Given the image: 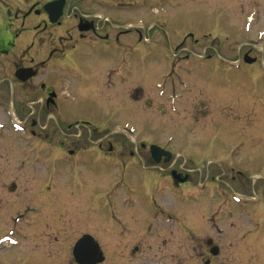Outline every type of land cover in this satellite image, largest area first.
I'll list each match as a JSON object with an SVG mask.
<instances>
[{"label":"rangeland","instance_id":"1","mask_svg":"<svg viewBox=\"0 0 264 264\" xmlns=\"http://www.w3.org/2000/svg\"><path fill=\"white\" fill-rule=\"evenodd\" d=\"M122 8L118 34L123 57L140 83L130 95L124 93L120 103H111L102 100L106 94L76 87L69 75L63 76L61 97L74 108L68 110V120L88 123L86 127L74 125L71 130H117L109 140L123 142L128 147L138 146L142 141L145 145L175 148L183 157L175 154L170 163H181L186 156L195 170L193 182L187 186L188 201L201 197L202 201L211 200L212 196L220 202L231 200L240 190L236 187L238 178L246 179L249 193L257 191L260 179L254 174L264 177V0H124ZM247 51L256 57L254 63H245L239 56ZM184 52L211 53L212 57L184 58ZM181 82L200 92L196 97V92L188 94L186 115L173 103L175 100L166 102L165 96H158L159 90ZM196 101L224 103L225 116H218L217 110L204 111L208 114L205 117L197 116L200 113L189 115L197 109L193 108ZM124 132L134 137L129 138ZM60 140L64 143L63 138ZM96 141L99 140L85 136L80 143L82 147L97 148ZM182 141L199 149L195 154L183 150ZM21 157L29 159L28 155H19L18 160L16 156L7 158L12 166L5 177L0 176V264H71L69 243L85 232L105 252L108 261L102 264H162L166 248L172 246L176 251L178 242L174 240V246V234L167 232L171 224L165 220L167 212L162 205L176 204L178 192L160 193L157 200L162 211L151 207L148 217L152 231L148 232L145 229L148 224L135 207L136 197L130 200L131 208L125 204L122 208L119 195L110 191L114 179L121 177L119 171L110 170L114 167L110 164L140 168L137 172H121L135 186L143 162L154 163L151 157H145V152L138 150L134 157L126 154L107 158L105 181L102 169L76 166L73 164L76 158L64 153L56 164L62 175L56 183L49 176L50 170H46L49 166L45 163L40 166L42 176L48 175L44 180L47 196L24 198V201L33 198L24 209H20V199L32 184L29 180L22 181L23 170L13 165ZM44 157L42 162H46ZM154 172V177L163 174L157 168ZM11 182L16 183L15 189ZM56 184L57 196L62 197L53 199L56 192L50 187ZM37 212L41 213L40 218L29 228L27 220ZM18 215L24 216L16 223ZM207 215L211 216L212 212ZM132 229H135L133 236L127 241L126 234ZM14 231L19 234L16 236ZM135 244L140 250L131 253L130 248ZM259 252L253 258H261L264 264V248Z\"/></svg>","mask_w":264,"mask_h":264},{"label":"flooded vegetation","instance_id":"2","mask_svg":"<svg viewBox=\"0 0 264 264\" xmlns=\"http://www.w3.org/2000/svg\"><path fill=\"white\" fill-rule=\"evenodd\" d=\"M123 1L0 0V155H8L7 158L16 156V159L19 155L29 156L28 160L21 157L20 162L13 163L23 170L22 181L29 180L32 184L31 189L25 190L26 194L20 199V209H24L33 199L24 201V198L47 196L44 180L48 175L42 176L40 166L43 163L49 166L46 170H50L49 176L56 183L61 175L56 164L64 153L76 158L73 163L76 166L102 169L104 181L107 158H119L126 154L134 157L138 155V150L145 152V157H151V144L145 145L140 141L138 146L128 147L123 142L109 140L117 130H71L74 125L86 127L88 123L79 124L68 120V110L74 108L61 97L60 89L65 75L70 76L76 87L82 86V89L106 94L107 97L102 100L111 103H120L124 93L130 95L139 85L136 72L125 62L122 39L118 34ZM100 48L102 50H98ZM183 54L184 58L191 55L201 59L212 57L211 53ZM246 54L250 56L249 51L239 56L244 58ZM252 58L256 61L255 56ZM182 78L179 76L180 81ZM181 85L159 90L158 96H165L168 99L166 102L171 98L175 100L173 103L177 104L178 109H183L186 115L188 94L196 92V97L200 92L196 87L185 86L183 82ZM225 107L224 103L202 104L196 101L189 115L200 113L197 116L205 117L208 114L204 111L217 110L218 116H225ZM124 133L129 138L133 136ZM85 136L97 138V148L82 147L80 140ZM60 138H63L64 143ZM181 147L192 154L199 149L183 141ZM162 148L169 152L168 160L165 161L167 157L162 156L159 162L151 165L143 162L135 186L124 179L121 172H137L140 168L131 169V164H110L114 166L110 170L119 171L118 177L121 176L114 179L110 191L119 195L122 208L124 204L131 208L130 200L132 196L136 197L135 207L141 211L144 222L148 224L145 225L148 232L152 231L149 226L151 217L148 215L154 206L158 211H162V206L165 208V220L171 224L167 232L174 234L173 241L178 242V245L176 251L172 246L166 248L162 264H261V258L253 257L256 253L260 255L259 251L264 248V177L254 174L260 179L256 193H249L246 179L238 178L236 187L240 190L231 196V200L220 202L212 196L211 200L202 201L201 197L188 201L187 186L193 182L195 170L188 164L190 161L186 156L181 163H170L175 154L181 153L174 151L175 148ZM43 157L46 162H42ZM7 158L0 157L1 177H5L8 167L12 166V161ZM156 168L163 172L160 177H154ZM163 168L167 170L164 172ZM11 183L15 189L16 183ZM52 186L50 188L56 192L53 199L61 198L57 196L59 186ZM164 190L178 192L176 204L165 207L158 203L157 197ZM124 210L134 221L129 209ZM209 212H212L211 216L207 215ZM40 215L37 212L27 220L26 225L33 228ZM22 216L15 217L16 223L21 221ZM127 229L125 226V233ZM134 230L126 234L127 241L131 240ZM143 230L144 227L141 232ZM14 234L17 236L19 233L14 231ZM83 234L89 233H81L80 236ZM79 237L69 243L71 264H77L72 256V248ZM175 241L172 242L174 246ZM139 250L136 244L130 248L131 253ZM187 251L190 252L189 256ZM103 255L100 264L108 261L104 251Z\"/></svg>","mask_w":264,"mask_h":264},{"label":"water","instance_id":"3","mask_svg":"<svg viewBox=\"0 0 264 264\" xmlns=\"http://www.w3.org/2000/svg\"><path fill=\"white\" fill-rule=\"evenodd\" d=\"M244 60L247 62H252L253 59L244 57ZM150 152L153 160L158 162L160 157L165 155L167 156L166 160H168L169 153L161 149L157 145L150 146ZM73 255L79 264H96L102 261V252L97 242L89 235H84L80 238L73 249Z\"/></svg>","mask_w":264,"mask_h":264}]
</instances>
